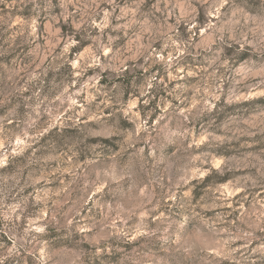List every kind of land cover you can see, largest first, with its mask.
<instances>
[{"label": "clouds", "instance_id": "clouds-1", "mask_svg": "<svg viewBox=\"0 0 264 264\" xmlns=\"http://www.w3.org/2000/svg\"><path fill=\"white\" fill-rule=\"evenodd\" d=\"M0 264H264V0H0Z\"/></svg>", "mask_w": 264, "mask_h": 264}]
</instances>
